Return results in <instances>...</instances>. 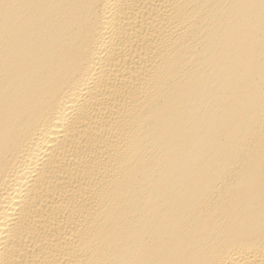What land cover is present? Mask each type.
Wrapping results in <instances>:
<instances>
[{"label": "bare ground", "instance_id": "1", "mask_svg": "<svg viewBox=\"0 0 264 264\" xmlns=\"http://www.w3.org/2000/svg\"><path fill=\"white\" fill-rule=\"evenodd\" d=\"M0 264H264V0H0Z\"/></svg>", "mask_w": 264, "mask_h": 264}]
</instances>
